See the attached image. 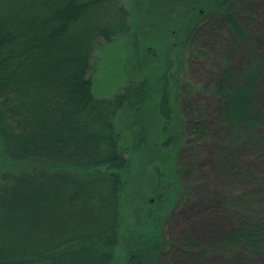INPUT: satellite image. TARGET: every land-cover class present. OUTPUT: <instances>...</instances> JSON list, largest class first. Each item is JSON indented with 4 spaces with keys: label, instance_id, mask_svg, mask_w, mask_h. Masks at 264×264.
Here are the masks:
<instances>
[{
    "label": "trees",
    "instance_id": "obj_1",
    "mask_svg": "<svg viewBox=\"0 0 264 264\" xmlns=\"http://www.w3.org/2000/svg\"><path fill=\"white\" fill-rule=\"evenodd\" d=\"M131 6L135 11L119 0H0V144L29 165L0 175V264H120L122 242L124 264H160L177 250L180 264L202 261L206 244L173 229L197 170L184 154L207 150L209 174L227 191L215 204L235 222L224 234L227 252L264 257V167L251 166L264 159V26L258 47L237 0ZM134 31L146 49L151 44L143 66L158 72L97 97L96 50ZM181 52L211 61L208 85L178 71ZM241 53L243 71L234 66ZM196 90L212 103H197ZM149 113L157 117L153 131L135 120ZM130 129L135 136L148 131L150 140L144 151L154 171L138 182L132 145L123 141Z\"/></svg>",
    "mask_w": 264,
    "mask_h": 264
},
{
    "label": "rangeland",
    "instance_id": "obj_2",
    "mask_svg": "<svg viewBox=\"0 0 264 264\" xmlns=\"http://www.w3.org/2000/svg\"><path fill=\"white\" fill-rule=\"evenodd\" d=\"M119 1L126 7H130L132 11H135L131 6V0ZM237 3L239 7V18L242 22H251L257 45L258 47H262L263 35L261 29L264 26V0H237ZM220 21L222 22V20ZM156 24L157 26L154 28V31L157 30V27H161V23ZM177 37L178 34L173 39ZM154 39L156 40L157 38ZM145 43L146 39L143 35L139 31H134L127 36L115 38L109 44L104 42L103 45L105 46L103 47L101 45L103 48L96 50L92 59V69L94 74L93 92L97 97H113L129 80L138 78L139 76L148 77L153 74V71L143 66L140 58L151 47L150 44L146 49ZM207 43L208 39L205 40L204 44L208 45ZM220 51L222 52V50ZM245 56V53L239 54L237 62L234 64L241 71L244 70ZM210 63L211 61L208 58L198 55L185 57L181 52L178 71L183 75L186 74L195 84L206 86L210 80ZM162 68V64H160V69ZM259 94L264 99V85L259 88ZM191 98L199 104H211L213 101L212 97L198 90L192 93ZM149 111L151 112L153 110L149 109ZM144 115L136 118V122L137 120L143 121L145 128L148 127V130L153 131L157 126V117L151 113H149L147 118ZM132 131L130 129L123 132V141L124 143L126 141L130 146L132 145L130 158L132 159V168L135 173L133 179L138 182L144 173L150 174L154 170L150 167L151 165H149L146 152L144 151L150 149V147H147L148 145H145L150 141L148 131L140 133L139 136L132 134ZM138 131H140V128H138ZM183 159L184 161L187 160L189 163H192L197 170L192 176L193 182L188 194V200L175 213V227L173 230L181 235L187 229L209 248V251L205 254L202 261L201 259H197L195 263L191 264H264V257L248 256L243 249L235 250L231 253H228L226 250L224 234L227 229L234 226L235 222L233 217H229L228 209L215 204L213 197L221 194L223 191H225L223 193L225 194L227 191L217 186L209 174L208 168L212 160L210 152L207 150L206 152H201V154L196 153L195 155L192 152H187L184 154ZM251 166L254 169L263 168L264 159L252 162ZM28 169L29 165L12 160L4 152L2 144H0V175L6 172H17ZM144 191L146 197H150L147 190L145 189ZM258 192L259 189L256 190V193ZM132 223H135V220ZM135 225L133 224L134 227ZM116 252L117 254L121 253L122 257H120L119 263L124 264L127 260L128 252L124 242L118 245ZM177 252L178 250L167 254L165 258L161 259L160 264H180L181 260L175 258L174 253Z\"/></svg>",
    "mask_w": 264,
    "mask_h": 264
}]
</instances>
